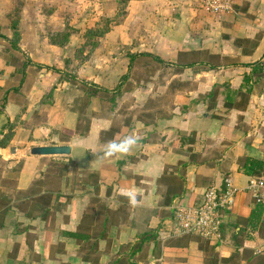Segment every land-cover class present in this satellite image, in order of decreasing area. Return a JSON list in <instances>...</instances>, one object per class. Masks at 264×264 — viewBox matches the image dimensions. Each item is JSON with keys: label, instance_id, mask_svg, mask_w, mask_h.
<instances>
[{"label": "crops", "instance_id": "crops-1", "mask_svg": "<svg viewBox=\"0 0 264 264\" xmlns=\"http://www.w3.org/2000/svg\"><path fill=\"white\" fill-rule=\"evenodd\" d=\"M18 1L21 51L11 44L15 0H0V264H264V238L248 226L253 215L264 221V206L241 167L264 160V78L247 80L264 60V0H230L221 14L203 0H130L125 22L90 52L77 51L81 35L51 42L70 26L58 18L63 1ZM140 53L198 63L174 75L188 82L167 115L164 106L133 113L173 89L160 73L120 87ZM70 76L117 94L91 96ZM127 137L136 140L128 152L104 155ZM49 146L71 152L31 154ZM227 189L220 243L179 234L177 208Z\"/></svg>", "mask_w": 264, "mask_h": 264}, {"label": "rangeland", "instance_id": "rangeland-1", "mask_svg": "<svg viewBox=\"0 0 264 264\" xmlns=\"http://www.w3.org/2000/svg\"><path fill=\"white\" fill-rule=\"evenodd\" d=\"M63 1L64 3V12H61L58 15V18H60L65 25H74L77 28L67 26L65 28V31L62 33H57L52 35L51 38H55L58 42H63L65 40L68 41L69 36L72 34L75 35L76 38H78L80 35L81 42L76 41V48L77 51H85L90 52L94 49L96 46L95 41L100 37V35L95 34L91 35V32H89V29H103L107 23V21H110L111 18H114L118 13L119 16L124 14V11L126 8H128L127 5H129L130 0H48L51 5V3L54 5L59 2V4ZM205 0H203L204 3ZM102 2V3H101ZM22 2L15 0L14 2V10L11 12L10 15H12V19H16V17H21V8ZM100 5H106L108 7V10L105 11L101 9ZM50 7V6H49ZM111 14V16H106L107 14ZM123 18V19H122ZM20 19V18H19ZM126 19L125 17H120L118 19L117 24L124 23ZM83 23H86L85 25ZM90 23V24H88ZM13 24V21H12ZM80 26V28H78ZM115 27V25H114ZM79 29V32L77 30ZM113 29V28H112ZM94 33V32H93ZM104 37V36H103ZM84 39V41H82ZM80 46V47H79ZM79 47V48H78ZM146 62V60H144ZM157 66V67H156ZM154 67L158 69H153ZM160 70V71H158ZM160 73V80L165 79L166 81H171L169 85L173 88L170 92H167L164 96L158 97L155 96L154 98L150 97L148 100L145 101V105L142 108H136L134 110V114L141 119L147 111V109H159V107L164 106L165 108H161V111L167 112L173 108V98H174V88L176 87H183V83H187L188 81L180 80V78H173L174 75L178 74L174 68L167 67L162 68V66L153 64V65H135L133 67L132 72L130 73V80H133L135 83H141L143 80H148L149 76L152 74L155 76L156 74ZM128 82V81H127ZM126 82V84H128ZM132 82H130L131 84ZM129 84V85H130ZM124 88L128 89V86H125ZM123 95L121 94V97ZM109 100V99H108ZM144 98L142 96L140 97V102L143 103ZM128 101V100H123ZM129 102V101H128ZM123 103V102H122ZM140 105V104H139ZM171 106V107H170ZM139 109V110H138ZM153 113V112H151Z\"/></svg>", "mask_w": 264, "mask_h": 264}, {"label": "built area", "instance_id": "built-area-1", "mask_svg": "<svg viewBox=\"0 0 264 264\" xmlns=\"http://www.w3.org/2000/svg\"><path fill=\"white\" fill-rule=\"evenodd\" d=\"M204 6L207 11L216 14L232 11L233 8L230 0H205ZM226 184L229 186L230 180H226ZM247 191L258 204L264 206V175L251 177ZM225 192L209 191L198 207L177 208L174 222L179 234L195 235L204 241L220 243L223 225L221 210L234 202V191L227 189Z\"/></svg>", "mask_w": 264, "mask_h": 264}, {"label": "trees", "instance_id": "trees-1", "mask_svg": "<svg viewBox=\"0 0 264 264\" xmlns=\"http://www.w3.org/2000/svg\"><path fill=\"white\" fill-rule=\"evenodd\" d=\"M128 6V5H127ZM127 15V8L124 11V14H122V17H125ZM119 16V13L114 17L111 18L110 21H107L104 30L103 29H96L94 31V29L89 30V32H91V35H95L98 34L100 35V37L105 36L106 34H108L112 28L114 27V25H117L118 19L121 17ZM123 19V18H122ZM19 21V17H16V19H14L13 22V29H14V36H13V40L11 42L12 47L14 50L16 51H21L20 48L18 47V44L20 42V33L18 32V30L16 29L15 25L16 23H18ZM94 32V33H93ZM0 38H5V36H3L0 33ZM51 42L53 44L56 45H61L63 43H66L65 40L63 42H58L55 38H51L50 39ZM130 58V65H129V74L126 75L125 77H123V79L121 80L120 83V87H122L124 84H126V82L130 79V73L133 70V67L137 64V65H153V64H157L162 66V68H167V67H172L175 69V71L178 74L183 73L186 69L188 68H192L195 65H197L198 63H185V64H173L170 62H166L163 61L161 58L149 54V53H140V54H131L129 55ZM146 60V62L144 61ZM39 69L43 68L41 65L37 66ZM157 67V66H156ZM154 67L153 69H158ZM252 68V74L251 76L247 79L248 81L252 80L253 78L256 79V82H260L263 78H264V60L262 62L256 63L254 65L251 66ZM52 70L56 73H61V71H59L58 69L52 68ZM70 82H72L73 84H77L79 86H81V88L87 90V92L92 96H101V98H107L109 100L113 99L114 95L117 93H114L112 91H108L104 88H100L94 84H90L87 83L86 81H81L78 80L76 77L74 76H70L69 77ZM121 94V93H120ZM216 96V92L215 93H211L210 97L211 98H215ZM212 108V107H211ZM161 114V113H160ZM149 118L152 120V122L154 121V119L156 118L155 114H150ZM242 170L250 175V176H261L264 174V160H257V159H246L244 160V162L241 165ZM55 177V176H54ZM47 198H50L48 196H44L41 199H39L40 202H44ZM248 226L251 228L252 231L257 232L259 234V236L264 238V221L260 220L258 217H255V215H253L251 218L248 219ZM238 236H240V240L238 239L237 242V246H242L243 245V240L246 238H249L250 236L246 235L245 232L240 233ZM75 237L80 240L83 239L82 235L80 232H78ZM255 258V257H253ZM263 261V260H262Z\"/></svg>", "mask_w": 264, "mask_h": 264}, {"label": "clouds", "instance_id": "clouds-1", "mask_svg": "<svg viewBox=\"0 0 264 264\" xmlns=\"http://www.w3.org/2000/svg\"><path fill=\"white\" fill-rule=\"evenodd\" d=\"M136 144V140L133 137H127L119 144L114 142H109L105 146L104 155L107 157L113 156L115 153H126L128 152L134 145Z\"/></svg>", "mask_w": 264, "mask_h": 264}, {"label": "water", "instance_id": "water-1", "mask_svg": "<svg viewBox=\"0 0 264 264\" xmlns=\"http://www.w3.org/2000/svg\"><path fill=\"white\" fill-rule=\"evenodd\" d=\"M70 152L69 146L35 147L31 149L33 156H65L69 155Z\"/></svg>", "mask_w": 264, "mask_h": 264}]
</instances>
